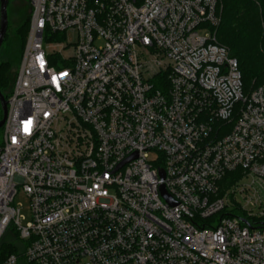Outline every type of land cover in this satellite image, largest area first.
Listing matches in <instances>:
<instances>
[{"label":"built area","instance_id":"built-area-1","mask_svg":"<svg viewBox=\"0 0 264 264\" xmlns=\"http://www.w3.org/2000/svg\"><path fill=\"white\" fill-rule=\"evenodd\" d=\"M29 9L0 144V257L11 230L18 251L0 264H264V86L217 43L219 0ZM67 33L64 61L47 51Z\"/></svg>","mask_w":264,"mask_h":264},{"label":"trees","instance_id":"trees-1","mask_svg":"<svg viewBox=\"0 0 264 264\" xmlns=\"http://www.w3.org/2000/svg\"><path fill=\"white\" fill-rule=\"evenodd\" d=\"M219 2L222 11L221 22L216 31L217 43L226 47L230 56L237 60L245 90L264 86V0H219ZM29 16L19 23L14 38L6 40V34L0 49L5 52L6 57L4 62L0 61V94L5 100L12 92L16 71L12 82L8 74L21 60L29 28ZM231 177L233 176L225 178L221 184L223 188L227 186V181ZM2 248L0 261L5 255L15 252L13 247L2 246Z\"/></svg>","mask_w":264,"mask_h":264},{"label":"rangeland","instance_id":"rangeland-1","mask_svg":"<svg viewBox=\"0 0 264 264\" xmlns=\"http://www.w3.org/2000/svg\"><path fill=\"white\" fill-rule=\"evenodd\" d=\"M30 15V9H29V0H10L8 8H7V18H8V23H9V30L7 31V37L6 40H11L14 38V32L19 25V23L25 19L27 16ZM30 17V16H29ZM30 19V18H29ZM59 36L58 41L54 43L53 47L50 48L47 52L50 55L58 54L60 52L61 57L63 58L64 61H67L69 59V54L70 50L67 52L63 48L66 46V44L71 45L72 47L76 43V35L73 33H67L64 36ZM6 60L5 57V52L3 50H0V61L4 62ZM19 64H15L10 73L8 74L10 82H12L13 76L15 74L16 69H18ZM0 144L2 140V130L0 129ZM151 157H154L151 155ZM15 205L16 208L19 211V216L21 220V223L23 226L27 225L31 221V212H30V205H29V200L25 196L24 193L19 192V194L15 198ZM18 238L17 234L13 232L12 230L9 231L6 236L4 237L2 243H1V248L2 246L4 248L6 247H13L15 251H18ZM3 249V248H2Z\"/></svg>","mask_w":264,"mask_h":264},{"label":"water","instance_id":"water-1","mask_svg":"<svg viewBox=\"0 0 264 264\" xmlns=\"http://www.w3.org/2000/svg\"><path fill=\"white\" fill-rule=\"evenodd\" d=\"M10 0H0V49L7 34L8 29V18H7V8ZM0 106L2 110V119L0 120V129L2 128L5 118H6V111H7V101L4 97L0 94ZM164 174L163 172L160 173V178L163 179ZM161 193L164 198L166 195L161 188Z\"/></svg>","mask_w":264,"mask_h":264}]
</instances>
